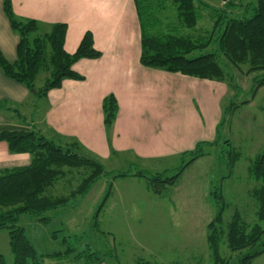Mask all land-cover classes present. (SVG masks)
Wrapping results in <instances>:
<instances>
[{
	"label": "trees",
	"instance_id": "16d2710c",
	"mask_svg": "<svg viewBox=\"0 0 264 264\" xmlns=\"http://www.w3.org/2000/svg\"><path fill=\"white\" fill-rule=\"evenodd\" d=\"M166 1L134 0L141 31L142 66L222 82L228 86L232 84L234 68L247 65V74L264 70V0H222L223 4L219 7H213L203 0H171L175 19L163 23L156 12L164 11ZM244 1L248 3L240 4ZM155 7L157 10L154 12ZM239 9L241 14L234 15ZM3 11L11 29L18 34L19 42L14 63H9L0 52V68L8 78L22 84L30 92L34 91L36 97H46L47 92L59 88L63 80H83L84 77L72 69L74 63L101 56L94 48L90 32L84 34L76 51L68 54L63 48L66 24H53L47 32L41 33L38 22L18 18L14 14L12 0H3ZM203 21L210 24L208 29L201 26ZM206 49H209L208 53L191 56L196 50L203 52ZM40 70H45L48 77L40 88H36L34 81ZM261 84H264V77L256 81L254 87ZM102 110L104 126L109 136L118 111L113 95L103 99ZM225 115L224 110L216 129L215 140L198 143L194 150L182 154V159H190L182 164L181 170L206 155L204 147L219 143V130ZM0 142L7 144L10 153H27L30 156L28 166L0 172V230L8 233L14 260L12 264H44V260L99 264V252L84 249L73 256L75 250L69 245L63 252L39 254L29 242L24 228L18 225L20 216L31 215L46 223L48 217L43 215L85 196L104 176L143 177L149 181L152 192L159 194L161 189L172 185L174 179L181 174L179 170L175 176L163 178L161 173L148 174L144 171L106 172L102 160L86 151L77 140L62 146L35 130L2 131ZM226 144L229 142L226 141ZM227 153L228 164L234 167L238 153H233L232 148ZM73 171L80 175L79 184L68 186V191L55 192L57 183ZM248 173L256 182L254 189L249 192L254 202L255 222L252 224L235 212L225 226V233L223 213L227 205L222 193H212L214 204L218 208L216 216L207 226V242L213 264H252L256 257L264 253V149L251 162ZM223 235L229 251L237 253L233 261L222 258L220 254L218 244ZM0 264H8L2 255Z\"/></svg>",
	"mask_w": 264,
	"mask_h": 264
},
{
	"label": "rangeland",
	"instance_id": "374dc122",
	"mask_svg": "<svg viewBox=\"0 0 264 264\" xmlns=\"http://www.w3.org/2000/svg\"><path fill=\"white\" fill-rule=\"evenodd\" d=\"M203 1L213 7L223 4L222 0ZM163 10L156 12L158 19L163 23L174 21L171 0L165 2ZM240 14V9L234 12V15ZM201 26L208 29L210 24L203 21ZM208 52L209 49L196 50L191 56ZM247 70V65L232 70L234 78L231 86L227 85V95L222 103L226 118L219 130L220 141L204 147L206 155L182 170V164L190 157L137 161L121 155L102 161L105 171L113 173L144 171L161 173L163 178H168L181 170L172 185L154 194L146 178L104 176L85 196L43 215L48 217L46 223L31 215H22L18 225L24 228L36 251L44 255L63 252L69 245L75 250L73 256L84 249L99 252V264H213L207 226L218 208L212 193H222L227 205L223 213L225 233V226L235 212L248 223L255 222L254 202L249 192L256 182L248 171L251 162L264 149V84L254 87L256 81L264 77V70L248 74ZM47 77L48 73L40 70L34 81L35 87L40 88ZM29 102L25 122L35 127L45 102L42 97L32 98ZM231 148L233 153H238L234 167L228 164L227 152ZM79 182L80 175L73 171L57 183L55 192L68 191ZM156 188L160 189V186L156 185ZM54 234L57 236L53 237ZM225 241V235L221 236L220 254L233 261L237 253L229 251ZM0 255L6 263H13L6 230L0 231ZM48 263L49 260H44V264ZM77 264L84 263L77 261ZM252 264H264V253Z\"/></svg>",
	"mask_w": 264,
	"mask_h": 264
},
{
	"label": "crops",
	"instance_id": "0c3cea01",
	"mask_svg": "<svg viewBox=\"0 0 264 264\" xmlns=\"http://www.w3.org/2000/svg\"><path fill=\"white\" fill-rule=\"evenodd\" d=\"M12 9L18 18L38 22L41 33L53 24H66L63 48L68 54L90 32L101 56L74 63L72 69L83 80L66 79L47 92L34 128L25 120L35 93L0 68V132L35 130L62 146L77 140L103 162L121 155L167 161L215 140L227 85L142 66L134 0H12ZM18 42L0 0V52L9 63L17 59ZM109 95L115 97L118 111L108 136L102 103ZM29 164L27 153H10L0 142V172Z\"/></svg>",
	"mask_w": 264,
	"mask_h": 264
},
{
	"label": "water",
	"instance_id": "95a60500",
	"mask_svg": "<svg viewBox=\"0 0 264 264\" xmlns=\"http://www.w3.org/2000/svg\"><path fill=\"white\" fill-rule=\"evenodd\" d=\"M224 1V0H223ZM34 92V91H33Z\"/></svg>",
	"mask_w": 264,
	"mask_h": 264
}]
</instances>
